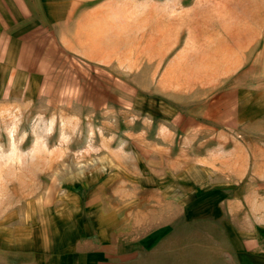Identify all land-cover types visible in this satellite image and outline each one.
<instances>
[{
  "label": "crops",
  "instance_id": "0c3cea01",
  "mask_svg": "<svg viewBox=\"0 0 264 264\" xmlns=\"http://www.w3.org/2000/svg\"><path fill=\"white\" fill-rule=\"evenodd\" d=\"M116 6V0H0V101L30 105L48 96V104L87 103L112 120L117 90L131 87L118 77L128 73L117 68L128 61L118 54ZM199 12L188 22L205 34L217 64L182 86L175 57L159 66L180 39L165 33L158 18L141 39L140 55L153 62L140 70L143 90L132 100L140 145L99 146L91 191L61 182L26 202L20 212L28 218L0 226V264H152L139 254L161 246L162 235L181 219L224 220L237 254L226 264H264V212L253 207L261 199L254 187L260 174L243 129L259 119L264 95L253 83L260 81L259 57L251 55L255 29L212 15L199 26ZM188 86L202 91L185 105L179 95ZM150 131L163 140L150 141ZM150 212L157 213L156 229Z\"/></svg>",
  "mask_w": 264,
  "mask_h": 264
},
{
  "label": "rangeland",
  "instance_id": "374dc122",
  "mask_svg": "<svg viewBox=\"0 0 264 264\" xmlns=\"http://www.w3.org/2000/svg\"><path fill=\"white\" fill-rule=\"evenodd\" d=\"M116 4L118 54L126 53L128 61L117 67L128 73L119 71L118 77H124L125 84L131 87L117 90V110L112 120L98 117L87 103L84 107L48 104V96L30 105L0 101V226L12 228L21 224L28 218V212H20L25 209L24 204L40 198L46 191L61 188V182H66L64 187H85L91 191L93 177L99 174L96 163L99 146L140 145V122H134L138 110L132 100L143 90L137 87L142 81L140 70L153 62L148 56L140 55L141 39L144 32L156 27L158 18L164 19L165 33H174L180 39L172 50L166 49L159 58L162 64L159 66L163 69L174 64L175 57V64L182 70V86L203 77L206 67L210 69L217 64L213 50L205 47V34L195 32L188 22L194 20L189 19L192 14L201 11L196 21L199 26L209 24L210 15L222 24L250 23L251 29H255L251 55L260 61V81L253 83H260L264 94V0H116ZM189 87L180 89L179 98L185 105L195 102L197 91L198 94L202 91ZM89 91L85 89V98ZM260 101L259 119L255 116L254 122H247L243 129L248 134L244 140L252 149L257 166L254 172L260 174L259 184L255 183L254 187L261 199L253 207L264 212V95ZM158 139L163 140L150 131L149 140ZM152 155L156 160L157 154ZM128 187L133 191L140 189L135 185ZM146 203L150 209L155 208L151 193ZM148 218L152 223L150 228L156 229L157 213L150 212ZM227 230L224 220L188 223L181 219L175 222L173 231L159 237L163 239L160 247L139 255L154 261L152 264H226L225 260L237 255L229 248ZM155 235L156 232L157 240Z\"/></svg>",
  "mask_w": 264,
  "mask_h": 264
}]
</instances>
